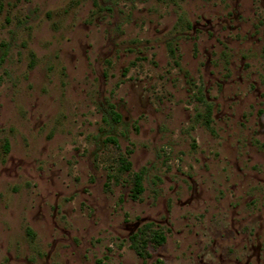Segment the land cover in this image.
<instances>
[{"label": "rangeland", "instance_id": "obj_1", "mask_svg": "<svg viewBox=\"0 0 264 264\" xmlns=\"http://www.w3.org/2000/svg\"><path fill=\"white\" fill-rule=\"evenodd\" d=\"M0 264H264V0H0Z\"/></svg>", "mask_w": 264, "mask_h": 264}, {"label": "trees", "instance_id": "obj_2", "mask_svg": "<svg viewBox=\"0 0 264 264\" xmlns=\"http://www.w3.org/2000/svg\"><path fill=\"white\" fill-rule=\"evenodd\" d=\"M142 191H143V186L141 182V177L138 176V178H136V192L141 193Z\"/></svg>", "mask_w": 264, "mask_h": 264}]
</instances>
